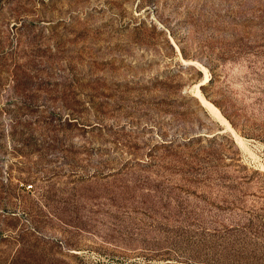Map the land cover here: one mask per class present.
<instances>
[{"label":"rangeland","instance_id":"rangeland-1","mask_svg":"<svg viewBox=\"0 0 264 264\" xmlns=\"http://www.w3.org/2000/svg\"><path fill=\"white\" fill-rule=\"evenodd\" d=\"M0 264H264V0H0Z\"/></svg>","mask_w":264,"mask_h":264},{"label":"bare ground","instance_id":"bare-ground-1","mask_svg":"<svg viewBox=\"0 0 264 264\" xmlns=\"http://www.w3.org/2000/svg\"><path fill=\"white\" fill-rule=\"evenodd\" d=\"M173 43L175 44L178 52L181 54L179 47L175 43V41L172 39ZM184 62L194 63L193 61H187L182 58ZM197 63V62H196ZM197 65L200 67V69L205 73V77L202 79V81L195 85V87L191 90L192 95L196 96L197 99L200 101L201 105L216 119L220 124L227 130L230 131L237 142L246 150L250 152L251 155L254 156V153L251 152V150L247 147L246 141L244 138H242L233 128L229 120L222 114L221 110L212 102H210L204 95L201 90V85H205L209 83L210 81V75L209 71L206 67L203 65L197 63Z\"/></svg>","mask_w":264,"mask_h":264}]
</instances>
